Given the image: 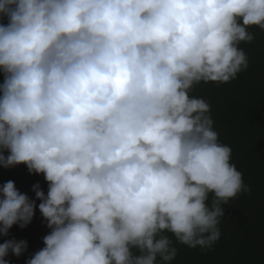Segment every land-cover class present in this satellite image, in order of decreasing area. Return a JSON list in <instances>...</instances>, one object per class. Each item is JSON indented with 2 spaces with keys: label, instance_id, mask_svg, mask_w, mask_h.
Listing matches in <instances>:
<instances>
[{
  "label": "clouds",
  "instance_id": "1",
  "mask_svg": "<svg viewBox=\"0 0 264 264\" xmlns=\"http://www.w3.org/2000/svg\"><path fill=\"white\" fill-rule=\"evenodd\" d=\"M0 234L38 207L50 231L26 264H172L211 248L221 207L249 192L200 83L249 66L264 0H0ZM7 153V154H5ZM25 240L0 243V264Z\"/></svg>",
  "mask_w": 264,
  "mask_h": 264
},
{
  "label": "trees",
  "instance_id": "2",
  "mask_svg": "<svg viewBox=\"0 0 264 264\" xmlns=\"http://www.w3.org/2000/svg\"><path fill=\"white\" fill-rule=\"evenodd\" d=\"M7 22L8 18L0 14V24ZM249 31L254 39L240 44L247 54L248 68L230 82L197 84L192 94L210 104L219 139L231 147L232 163L242 173L250 191L221 205L225 215L220 222L221 236L211 248L176 244L178 251L172 264H264V31L257 26ZM3 79L0 71V84ZM8 180L31 199H36L32 185L37 182L47 193L43 174L29 173L23 163L8 168L0 166V187ZM39 203L36 199V204ZM49 231L47 221L36 207L29 224L23 228L14 224L7 235L0 234V243L7 239L27 242L19 257L9 251L4 259L9 264H26L43 247L42 237Z\"/></svg>",
  "mask_w": 264,
  "mask_h": 264
}]
</instances>
